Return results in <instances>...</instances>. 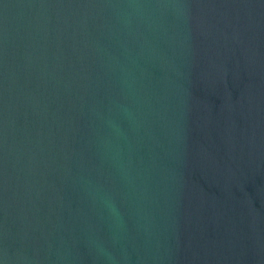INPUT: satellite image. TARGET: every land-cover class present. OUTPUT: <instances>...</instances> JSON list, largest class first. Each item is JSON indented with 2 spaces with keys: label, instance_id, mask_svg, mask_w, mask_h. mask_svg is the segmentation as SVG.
<instances>
[{
  "label": "water",
  "instance_id": "obj_1",
  "mask_svg": "<svg viewBox=\"0 0 264 264\" xmlns=\"http://www.w3.org/2000/svg\"><path fill=\"white\" fill-rule=\"evenodd\" d=\"M0 264H264V0H0Z\"/></svg>",
  "mask_w": 264,
  "mask_h": 264
}]
</instances>
